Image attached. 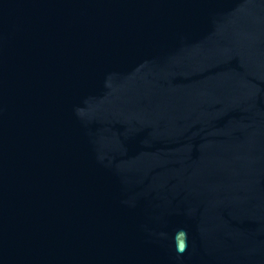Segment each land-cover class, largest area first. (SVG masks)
Segmentation results:
<instances>
[{
  "label": "water",
  "instance_id": "95a60500",
  "mask_svg": "<svg viewBox=\"0 0 264 264\" xmlns=\"http://www.w3.org/2000/svg\"><path fill=\"white\" fill-rule=\"evenodd\" d=\"M0 264H264V0H0Z\"/></svg>",
  "mask_w": 264,
  "mask_h": 264
},
{
  "label": "clouds",
  "instance_id": "9594fccd",
  "mask_svg": "<svg viewBox=\"0 0 264 264\" xmlns=\"http://www.w3.org/2000/svg\"><path fill=\"white\" fill-rule=\"evenodd\" d=\"M160 235H164V233H161ZM179 237L181 239L179 240V243L177 245V252L181 253L187 248V242H188V233L186 230L182 229L179 232Z\"/></svg>",
  "mask_w": 264,
  "mask_h": 264
}]
</instances>
